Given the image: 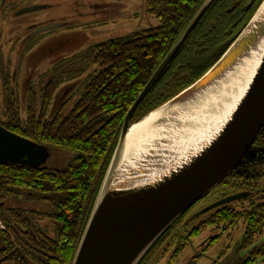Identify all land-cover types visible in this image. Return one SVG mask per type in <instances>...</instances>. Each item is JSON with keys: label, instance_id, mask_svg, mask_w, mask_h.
<instances>
[{"label": "trees", "instance_id": "obj_1", "mask_svg": "<svg viewBox=\"0 0 264 264\" xmlns=\"http://www.w3.org/2000/svg\"><path fill=\"white\" fill-rule=\"evenodd\" d=\"M204 1L149 0L148 11L159 20L158 26L99 43L89 54L84 52L95 68L83 80L79 98L66 113L61 109L46 118L59 85L55 81H50L43 89L40 108L31 93L23 119L17 102L8 99L6 120L0 121L4 128L44 148L65 149L75 156L63 170L40 165L0 164V202L8 197L25 196L53 208V212L47 214L24 209H8L5 213L0 203V220L5 225L0 232L3 244L0 264L72 263L128 109ZM262 1L213 0L139 103L130 124L203 76L243 30ZM83 55L75 56L77 62ZM68 62L59 64L58 68L63 67L61 75L66 76L68 66L75 65L72 62L67 66ZM80 76L79 72L77 78ZM263 178L264 126L240 164L221 183L232 180L240 190L243 187L241 191L247 196L239 200L249 199L248 207L237 209L224 204L214 208L210 216L212 222L219 225H235L243 219L244 245L264 232V189L256 187ZM36 215L50 218L49 222L55 226L53 235L35 228ZM261 256H264V243L235 264H254Z\"/></svg>", "mask_w": 264, "mask_h": 264}, {"label": "water", "instance_id": "obj_2", "mask_svg": "<svg viewBox=\"0 0 264 264\" xmlns=\"http://www.w3.org/2000/svg\"><path fill=\"white\" fill-rule=\"evenodd\" d=\"M212 1H204L128 109L71 264H139L175 221L233 172L264 126L263 0L203 76L138 121L158 112L159 118L148 127L152 138L138 148L125 147L134 111ZM246 60L254 62L250 71ZM235 73L239 82L235 94L214 119L208 123L202 119L205 126L179 131L181 137L178 132L165 136L169 124L183 127L191 120L182 116L189 103ZM48 156L46 148L0 124V164L38 166ZM246 196L225 197L201 213Z\"/></svg>", "mask_w": 264, "mask_h": 264}, {"label": "rangeland", "instance_id": "obj_3", "mask_svg": "<svg viewBox=\"0 0 264 264\" xmlns=\"http://www.w3.org/2000/svg\"><path fill=\"white\" fill-rule=\"evenodd\" d=\"M148 1L0 0V121L6 120L8 99L17 102L22 119L26 117L31 93H34L40 108L43 89L50 81L59 82V85L52 96L46 118L49 119L58 110L62 109L64 113L70 110L83 90V80L95 68L91 63L92 59H88V54L92 52L95 45L115 38L127 37L135 32L159 25V20L148 11ZM43 3L57 4L58 9L53 7L52 10L18 13L25 7ZM74 15L79 17L71 20ZM60 20L68 21L67 25L76 27L75 31L70 27L66 28L67 30L64 29L65 27L55 29L56 33L51 36L56 39L51 43L46 40L47 38H43L44 35L31 37L32 30L51 21ZM103 21H106L107 25L98 27V23ZM61 38L71 40L60 46L61 48H57ZM77 52L82 55L84 52L88 54L83 55L81 61L79 59L80 62H77L78 59L75 58ZM67 61H69L67 66L72 62L75 65L68 66L69 74L64 76V73L61 75L63 67L58 68V66ZM79 72L82 76L77 78ZM229 76L218 86L189 103L182 116H188L191 120L184 123L183 127L169 124L171 129L167 128L165 136L169 138L179 131L188 132V129L197 128L199 125L205 126L202 119H205L207 123L210 119H214L222 111L223 106H227L230 96L235 94L239 83L238 73ZM182 135L183 133L178 134L179 137ZM46 148L49 156L40 164L45 168L63 170L75 156L74 153L65 149L53 146ZM235 184L232 180H227V183L218 185L194 204L153 245L141 264H235L249 256L252 250L264 243V232L256 236L250 244L244 245L245 221L243 219L235 225H219L210 219L215 209L201 213L203 209L216 201L243 193L241 191L243 187L240 190V187ZM256 185L258 190H263L264 178ZM249 201V199H242L227 205L237 209L247 208ZM0 203L5 213L8 209H24L37 214L53 212V208L48 203L30 201L25 196L8 197ZM35 219L36 229L40 228L50 236L54 234L55 226L49 222L50 218L36 215ZM2 226L5 227L4 224ZM2 245L0 236V248ZM254 264H264V256L259 257Z\"/></svg>", "mask_w": 264, "mask_h": 264}, {"label": "flooded vegetation", "instance_id": "obj_4", "mask_svg": "<svg viewBox=\"0 0 264 264\" xmlns=\"http://www.w3.org/2000/svg\"><path fill=\"white\" fill-rule=\"evenodd\" d=\"M53 7L56 8V9H58L57 8L58 7L57 4H52V3H48V4H45V3H43V4H36L34 6L25 7L24 9H21L20 11H18V13L19 14H26V13L40 11V10H44V9H46V10H52ZM31 9H34V10H31ZM27 10H31V11L30 12H24V13H22V11H27ZM78 17L79 16H77V15L75 16L74 15V17H72L71 20L77 19ZM67 23H68V21H66V20L65 21L60 20V21H55V22L54 21H51L49 24H46V25H44L42 27H39V28H36V29L32 30V33H31L32 36L31 37H35L36 35H44L43 38H45V39L47 38L46 40H49V42L51 43V42H53L56 39V38H54V37L51 36L52 34H55L56 33L55 29H61L62 27H65L64 29H66V28L70 27L69 25H67ZM105 25H107V22L106 21H103L102 23H98L97 26L99 27V26H105ZM46 27H49V28L48 29H45L43 31L37 32V30H39L40 28H46ZM70 28H73L74 31L76 29V27H70ZM47 35L50 36V37H46ZM70 40H71L70 38H68V39H62L61 38L59 40V43L60 44L57 45L56 47L57 48H61L62 45H65L66 43H69ZM72 40H73V37H72ZM77 54H79V52L75 53V56Z\"/></svg>", "mask_w": 264, "mask_h": 264}, {"label": "bare ground", "instance_id": "obj_5", "mask_svg": "<svg viewBox=\"0 0 264 264\" xmlns=\"http://www.w3.org/2000/svg\"><path fill=\"white\" fill-rule=\"evenodd\" d=\"M246 63L249 64L250 67L248 71H250L251 66L254 65V62L247 61ZM158 118V112L154 111L148 116H146L144 119H142L140 122L133 124L127 132L125 147L130 150L145 145L144 141L146 139L152 138L153 136L152 134H150L148 127Z\"/></svg>", "mask_w": 264, "mask_h": 264}]
</instances>
